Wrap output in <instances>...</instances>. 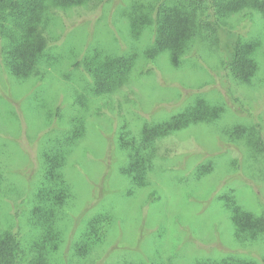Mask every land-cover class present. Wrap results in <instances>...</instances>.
<instances>
[{
	"label": "rangeland",
	"instance_id": "obj_1",
	"mask_svg": "<svg viewBox=\"0 0 264 264\" xmlns=\"http://www.w3.org/2000/svg\"><path fill=\"white\" fill-rule=\"evenodd\" d=\"M161 1L95 0L89 5L54 10L51 12L50 44L46 49L54 59L53 63L46 62L44 77L16 81L5 71L0 57V141L7 143L4 147L6 159L9 161V155L12 156L14 166L23 167L25 171L32 168L26 153L29 156L37 153L36 139L41 133L39 123L42 119L40 105L53 104L54 114L56 107L62 105L64 119H69L76 109L72 96L83 90V75L82 69L74 65L84 53L97 46L109 53L137 57L130 87L111 94V100L99 99L98 104L104 110L99 112L98 108H91L94 120L76 143L72 158L64 168L74 185L76 216L91 200L105 165L106 150L110 144L116 145L124 126H127V133L129 130L137 133L143 123L169 118L199 95L214 104L228 101L230 111L219 123L257 124L264 134V55L256 87H243L228 78L220 64L218 49L203 35L185 54L181 67L175 68L161 57L156 65L151 64L146 58L154 30L150 13ZM263 26L260 23L253 28L256 33H264ZM236 97L239 100H235ZM176 103L178 105L171 107ZM13 138L25 149L21 151L17 147L18 151L17 145L8 141ZM162 142L163 147H170L173 152L168 157H157L155 170L148 175L158 192L146 213L144 243L139 242L141 229L138 225L152 186L125 197L123 181L115 167L109 179L112 192L80 216L84 221L107 204L123 208L118 213L121 221L117 222L107 242L111 245L120 234L128 246L122 252H111L105 259L107 264L118 258V254L131 252L128 250L139 245L142 250L131 252L135 257L161 251L164 259L172 257V264H193L196 257H220L229 251L237 253V249L239 253L247 252L248 248H240L239 242L232 237L230 213L220 196L231 193L237 205L261 213L264 209V156H253L241 142L222 141L213 127L206 124L199 129L176 132ZM116 151L112 152V159ZM111 164L114 166L116 161ZM5 175L19 181L12 173ZM80 229L76 228L73 235L68 234L71 243L82 235ZM252 248L255 254L251 252V256L263 264L264 240ZM106 254L105 248L100 255ZM96 255L97 252L92 256ZM72 259L68 258L67 264H86V259L80 262Z\"/></svg>",
	"mask_w": 264,
	"mask_h": 264
},
{
	"label": "trees",
	"instance_id": "obj_2",
	"mask_svg": "<svg viewBox=\"0 0 264 264\" xmlns=\"http://www.w3.org/2000/svg\"><path fill=\"white\" fill-rule=\"evenodd\" d=\"M93 1L0 0V57L8 75L19 82L46 76L45 64L47 61L53 63L54 59L46 50L50 44L51 12L89 5ZM150 18L154 30L146 58L151 64L156 65L161 57L171 66L181 67L185 54L203 35L218 49L220 64L228 78L243 87L258 86L263 69L264 33H256L253 27L264 24V0H162L152 7ZM136 65L134 54H113L97 46L86 51L74 65L82 69L83 90L72 96L76 109L69 119H64L62 105L56 107L55 114L53 104L44 102L40 105L42 119L39 123L41 133L36 139L37 153L29 156L24 151L26 160L32 165L29 171L15 167L12 156L9 155V161L6 159L4 147L7 143L0 141V264H67L70 257L77 262L86 259V264H107L105 259L111 252H122L128 244L120 234L111 245L107 241L117 222L121 221L118 213L123 208L107 204L84 221L80 220L81 215L112 192L109 179L114 167L123 181L125 197L152 186L138 225L141 229L139 242L144 243L146 213L158 192L148 175L155 170L157 157H168L173 152L172 148L163 147L162 141L176 132L199 129L206 124L213 127L222 141L241 142L253 156H264V134L257 124L228 121L221 124L219 122L230 111L228 101L214 104L196 95L184 109L169 118L143 123L137 133L132 134L131 130L127 133V126L123 127L116 145L110 144L106 150L105 165L91 200L76 216L74 185L64 168L72 158L76 143L94 120L91 108L96 107L99 112L104 110L98 104L99 99L111 100V94L129 88ZM130 95L134 97L133 93ZM176 105L178 103L171 107ZM8 141L16 144L17 150L25 149L22 143L23 147H19L14 138ZM115 149L117 154L112 159ZM6 172L15 175L19 181L8 179ZM230 195H221L220 200H224L223 205L230 213L234 241H238L243 250L248 248L247 252L239 253L237 249V253L229 251L220 257H196L193 264H259L250 253L255 254L252 247L264 240V209L257 213L243 208L237 205L234 195ZM78 227H81L82 235L71 243L68 234L73 235ZM105 248L107 254L100 255ZM134 249L139 252L141 245L128 251ZM95 252L97 255L93 257ZM131 252L118 254V258L109 263L172 264V257L164 259L161 251L142 253L137 257ZM262 262L264 264V258Z\"/></svg>",
	"mask_w": 264,
	"mask_h": 264
}]
</instances>
